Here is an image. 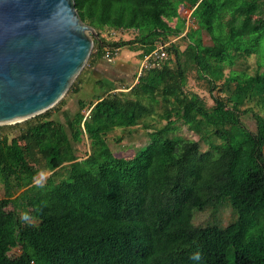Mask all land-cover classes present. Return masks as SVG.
Returning <instances> with one entry per match:
<instances>
[{
    "label": "trees",
    "instance_id": "trees-1",
    "mask_svg": "<svg viewBox=\"0 0 264 264\" xmlns=\"http://www.w3.org/2000/svg\"><path fill=\"white\" fill-rule=\"evenodd\" d=\"M74 4L100 41L94 40L87 69L67 94L80 92L83 74L107 50L141 51L144 57L168 44L169 59L143 70L128 91H111L95 103L80 99L70 133L52 118L63 100L30 120L0 127V264H264V115L252 113L254 132L241 121L252 112L246 107L251 102L264 112V72L250 76L232 70L238 58L260 53L264 0ZM185 5L197 29L183 35L179 7ZM103 29L138 34L109 42L101 36ZM202 30L210 46L203 44ZM183 37L188 44L181 51L171 41ZM187 64L207 82L210 95L220 82V92L228 94L212 96L208 107L186 91ZM155 106L161 107L156 116L165 123L159 128L147 122ZM172 116L210 150L201 152L197 142L170 137ZM135 129L147 133L149 143L130 158L115 157L109 135L117 130L130 135ZM83 136L90 153L78 161L75 146ZM40 172L51 175L44 184H34ZM225 202L236 216L229 225H193L194 212ZM24 213L34 218L32 223L22 221ZM16 247L20 254L9 258ZM196 252L200 260L192 259Z\"/></svg>",
    "mask_w": 264,
    "mask_h": 264
},
{
    "label": "water",
    "instance_id": "water-1",
    "mask_svg": "<svg viewBox=\"0 0 264 264\" xmlns=\"http://www.w3.org/2000/svg\"><path fill=\"white\" fill-rule=\"evenodd\" d=\"M97 32L74 0H0V126L54 108L81 74Z\"/></svg>",
    "mask_w": 264,
    "mask_h": 264
},
{
    "label": "rangeland",
    "instance_id": "rangeland-1",
    "mask_svg": "<svg viewBox=\"0 0 264 264\" xmlns=\"http://www.w3.org/2000/svg\"><path fill=\"white\" fill-rule=\"evenodd\" d=\"M183 5V4H182ZM186 11H189L188 6H180L179 7V13L180 16L184 19V16L186 14ZM185 20V19H184ZM256 20V17L251 18V23H253ZM197 29V25L195 22L190 19L188 22L185 20V30L183 35L187 32H192L193 30ZM101 36L105 38L109 42H118V41H128L133 40L138 32L136 30H125V31H111L107 29H103L100 31ZM200 38L203 41L204 45L210 46L211 40L208 36V34L205 31H200ZM173 43L177 44L179 49L183 51L188 41L185 39V37L181 39H174ZM121 52L125 53H136L137 51L128 50V49H121L116 57V59L112 63H107L104 59H101V65L102 68H113L114 62L116 60L121 58ZM132 57V61L135 63L136 71L133 74H129L128 80H126L122 84V89L128 91L131 86H133L136 83V78L139 74V69L141 66V55H135ZM135 60H134V59ZM169 59V55L167 54V59H164L162 62L167 61ZM183 64L185 63L184 58L182 57ZM186 64V63H185ZM173 67V63L171 65ZM188 71H187V83L185 86V90L188 92L196 93L198 94L205 102L208 107L213 106V102L211 100L212 96L216 97H225L228 93H221L220 90L223 89L221 86V82L217 84V88L213 91V93L210 95L209 93V86L207 82L204 79H201L197 76V73L195 71V67L193 65H186ZM87 64L85 65L83 71H86ZM232 70L236 72H244L246 75H254L255 72H264V39L261 40L260 43V53L252 54L249 57H240L236 61L234 67H232ZM229 74V69L224 70V75L227 77ZM86 75V74H85ZM83 74V80H86V77ZM93 78H88V85L86 90L80 95V94H73L68 93L63 98V105L62 107L53 112V120L58 122L59 124H62L68 133L71 132V120L74 116H76L78 111V101L85 102L86 104L90 101H92L93 95L96 93L94 92L97 90V85L93 88L92 86V80ZM91 81V82H90ZM247 108L251 109L252 112H248L245 115L241 116L242 123L250 130L255 131V121L253 119L252 113L253 112H260V114L264 115V112L260 111V109L254 105L253 102L249 103ZM155 114L147 119V122L150 123L153 128H159L165 123H160L159 119L157 118L156 114L159 115L162 113V109L160 106H155ZM172 122H174V131L170 135V137H180L184 139H188L194 142H197L200 146L201 152H206L210 150V145L205 140H201L200 137L191 132L185 125L182 124L180 120H178L175 116H172L170 119ZM20 124V123H18ZM16 125V124H15ZM7 126H14V125H7ZM1 127V126H0ZM149 132V131H148ZM107 144L109 149L112 151L115 157L118 158H130L135 153H137L140 149L145 147L149 143V138L147 137V133H144L140 129H135L131 132L130 135L126 133V131L117 130L114 131L112 134L109 135L107 139ZM210 141L213 143H218V141L211 137ZM76 148V157L78 161H81L86 158V156L90 153V143L86 136H83L82 141L75 146ZM51 175L49 172H40L37 177L34 179V184H44L45 180ZM65 177L64 172L60 173L59 179H63ZM4 196V190L3 186L0 183V199H2ZM235 213L233 212L231 206L225 202L220 207H218L215 210L207 209L202 212H194L192 223L196 227H203L207 225H213L218 227H226L235 219ZM19 247H16L10 251L8 254L9 258L17 257L20 254Z\"/></svg>",
    "mask_w": 264,
    "mask_h": 264
},
{
    "label": "crops",
    "instance_id": "crops-1",
    "mask_svg": "<svg viewBox=\"0 0 264 264\" xmlns=\"http://www.w3.org/2000/svg\"><path fill=\"white\" fill-rule=\"evenodd\" d=\"M133 54L140 55L141 51H137L136 53L121 52V58L114 62L113 68H102L100 60L89 68L86 77L93 78L91 79L93 88L97 85V90L94 91L96 94L93 95L94 99L92 102L95 103L111 91H126L122 89V84L128 80L129 74H133L136 71L135 63L131 59L132 57L135 58ZM88 78L81 84V90L78 94L81 95L86 90L89 82Z\"/></svg>",
    "mask_w": 264,
    "mask_h": 264
},
{
    "label": "built area",
    "instance_id": "built-area-1",
    "mask_svg": "<svg viewBox=\"0 0 264 264\" xmlns=\"http://www.w3.org/2000/svg\"><path fill=\"white\" fill-rule=\"evenodd\" d=\"M190 14H191L190 10L186 11L184 19L187 20V22L190 20ZM173 41L174 39L171 42ZM167 45L168 44H159L148 55L142 57L141 66H140L139 74L137 77L140 76L143 70H147L153 67H159L160 62L163 61L164 59H167V52H166ZM118 53H119L118 50H114V51L107 50L104 54L103 59L107 63H112L116 59Z\"/></svg>",
    "mask_w": 264,
    "mask_h": 264
},
{
    "label": "clouds",
    "instance_id": "clouds-1",
    "mask_svg": "<svg viewBox=\"0 0 264 264\" xmlns=\"http://www.w3.org/2000/svg\"><path fill=\"white\" fill-rule=\"evenodd\" d=\"M37 211H39V209H37ZM22 221L25 223H32L33 221V217L31 215H29L28 213H24L21 217ZM193 260H200L201 259V254L199 252H196L193 254L192 256Z\"/></svg>",
    "mask_w": 264,
    "mask_h": 264
}]
</instances>
